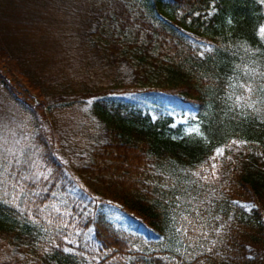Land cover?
I'll return each instance as SVG.
<instances>
[{"label":"trees","instance_id":"1","mask_svg":"<svg viewBox=\"0 0 264 264\" xmlns=\"http://www.w3.org/2000/svg\"><path fill=\"white\" fill-rule=\"evenodd\" d=\"M20 6L0 0V60L49 128L89 105L55 155L0 76L50 174L0 159V264H264V0H89L66 45L91 64L79 82ZM184 208L202 216L195 244L178 239Z\"/></svg>","mask_w":264,"mask_h":264},{"label":"rangeland","instance_id":"2","mask_svg":"<svg viewBox=\"0 0 264 264\" xmlns=\"http://www.w3.org/2000/svg\"><path fill=\"white\" fill-rule=\"evenodd\" d=\"M6 2L13 4L14 6L18 5L19 3L20 8H22L20 4H23V6L30 10L31 16L28 17L29 15L25 13L26 16L23 17V19H33L26 21L24 20L21 22H25V24H27V22L30 21V25L34 28L35 32H39L43 36L44 34H47L50 38L55 39L57 43H61V45L59 46L60 52L63 55H69L66 57V59L64 57L62 67L60 68L62 69L61 75H66V78L71 79L72 82H79L87 77L85 71L89 70L91 64L87 63L86 61H84L83 63L81 57L73 56L72 58L71 53L74 48L66 47V45L67 41L70 42V39H67L69 33L72 31L73 27L77 26L76 23L79 20L78 18H80V15L78 16V18L75 17L76 12L74 9H76V7H78V9H82L84 5H88L89 0H6ZM14 14L18 15L19 10L17 12H14ZM68 15H70L71 17L73 15L74 18H70ZM2 23L3 22H0V25H2ZM1 32L2 37H5L6 39L7 36L5 35H7L8 32L2 30ZM14 33L18 36V38H16V42H27L29 39L30 41H34V39L30 37V33L28 35L27 33L23 34L22 32L19 34L17 32ZM61 39L62 42L59 41ZM84 64L86 65L84 66ZM53 65L54 67H58V64ZM102 74L105 75L107 74V72H104ZM0 76L14 93L28 102L30 107L33 109L35 118L43 120H41V124L39 125V127L43 132L50 133L52 138L50 143L55 155H59V151L62 149L68 151L73 148L74 143L72 142L75 141V137L72 132H70V128L74 131L75 127L72 125L78 119L80 120V115L76 114V112L84 113L88 108L89 100L84 106H74L73 108H71L70 110L73 112L72 114L60 115V119L58 122L60 124L58 125V127L51 126V128H49L48 125L51 123L50 120L52 117L48 108H46L44 105L42 106L40 99H38L33 92L25 88L22 81H20L21 79L17 77L13 70H11V68L2 60H0ZM86 81L87 84H90V86H93L95 84L97 85V83L94 82V78L86 79ZM105 82L106 81H102L100 83ZM40 103L41 106L44 107V109H42V113L44 114V116L37 108ZM22 119L23 118L22 116H20L18 111L12 105H10L9 102L7 103L0 96V159L13 166L23 165L25 161V154L28 155V153L26 152V146L28 145V143L27 137H25L26 133L24 128V121ZM32 146L33 143L30 139V155H28L30 156V162L27 163L30 167V183L35 182L38 183L39 186H42L44 182L49 179L50 174L49 171L46 170V168L40 162V160L36 157V154L34 152L32 153ZM35 186L36 185H33L31 189H33ZM37 191L39 192V189ZM4 193L5 191H2L0 195H3ZM12 193L13 192H11V195ZM184 209L186 212L192 211V214H186L182 223H179L178 227H176L179 233V236L178 234L177 236L178 239H183L184 237L185 240L194 241L195 244V240L199 238L201 230L197 231L196 235H194L192 232H194L195 229H198V225L196 223L202 221V216L198 211H196L195 208ZM121 226L126 227L124 224H121ZM185 245L186 244H184V246Z\"/></svg>","mask_w":264,"mask_h":264},{"label":"snow or ice","instance_id":"3","mask_svg":"<svg viewBox=\"0 0 264 264\" xmlns=\"http://www.w3.org/2000/svg\"><path fill=\"white\" fill-rule=\"evenodd\" d=\"M261 32L264 33V29H262ZM218 151H222V150H218Z\"/></svg>","mask_w":264,"mask_h":264}]
</instances>
